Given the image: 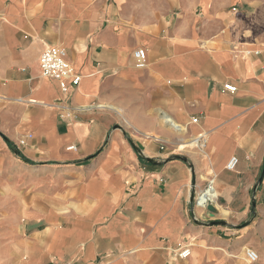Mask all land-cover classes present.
Here are the masks:
<instances>
[{"label": "crops", "instance_id": "crops-1", "mask_svg": "<svg viewBox=\"0 0 264 264\" xmlns=\"http://www.w3.org/2000/svg\"><path fill=\"white\" fill-rule=\"evenodd\" d=\"M227 6L0 0V264H213L246 246L264 264V38L233 34ZM46 47L80 75L67 94L41 75ZM209 182L233 231L197 224Z\"/></svg>", "mask_w": 264, "mask_h": 264}, {"label": "rangeland", "instance_id": "rangeland-1", "mask_svg": "<svg viewBox=\"0 0 264 264\" xmlns=\"http://www.w3.org/2000/svg\"><path fill=\"white\" fill-rule=\"evenodd\" d=\"M224 2H228L227 11L232 16V22L229 29L233 34L235 32L238 33L242 39L246 32L248 33L246 39H253L256 34L262 39L264 38V0H224ZM170 142L172 141L170 140ZM192 147L193 146H189L181 152H190ZM209 214L210 212L206 208L203 211L202 216L198 217L197 224L202 227V230H211L213 234L219 235L220 230L221 232H225V229L228 228L231 229V231L235 229V227L230 228L232 222L226 217L223 220L218 217H211ZM248 220L250 219L248 218L247 221ZM211 222H222L224 225L221 223L211 226ZM216 229L218 230L216 231ZM226 233L228 232L226 231ZM246 248L251 247L246 246L241 248L238 252H233L228 249V252L223 253V260L217 262L216 259H213V264H248L244 259V249ZM192 253L193 251L191 250V255Z\"/></svg>", "mask_w": 264, "mask_h": 264}, {"label": "built area", "instance_id": "built-area-1", "mask_svg": "<svg viewBox=\"0 0 264 264\" xmlns=\"http://www.w3.org/2000/svg\"><path fill=\"white\" fill-rule=\"evenodd\" d=\"M134 57L142 62L144 60V52L142 50H137L134 52ZM39 68L41 75L45 78H49L58 83L59 88L63 94H67L70 88H76L80 83V75L74 70L71 64L67 60L66 51L61 47H46L39 57ZM224 89L230 93L235 92V87L227 84L224 85ZM192 123H197V119L192 118ZM23 144V142H21ZM191 145L194 147L203 146V137L194 138L191 141ZM73 146H70L68 150H74ZM237 165L236 158H231L226 165L228 171L235 169ZM213 188V182H209L206 189ZM204 190V189H203ZM202 191V190H201ZM200 191V192H201ZM199 194V193H198ZM196 195L194 199L195 207L198 205L199 195ZM208 203H202L201 209L205 210ZM190 256L189 248L181 249L177 253V257L184 260ZM244 259L248 264H257L259 262L258 254L251 248L244 249Z\"/></svg>", "mask_w": 264, "mask_h": 264}, {"label": "bare ground", "instance_id": "bare-ground-1", "mask_svg": "<svg viewBox=\"0 0 264 264\" xmlns=\"http://www.w3.org/2000/svg\"><path fill=\"white\" fill-rule=\"evenodd\" d=\"M199 198H198V205H197V209H201L202 203L206 202V203H213L215 197L217 196L215 190H213V188L211 187V189H204L201 192H199Z\"/></svg>", "mask_w": 264, "mask_h": 264}, {"label": "trees", "instance_id": "trees-1", "mask_svg": "<svg viewBox=\"0 0 264 264\" xmlns=\"http://www.w3.org/2000/svg\"><path fill=\"white\" fill-rule=\"evenodd\" d=\"M2 136V135H1ZM3 140L5 141L6 145L8 146V148L17 156L19 157L22 161L26 162V163H29L28 160H26L19 152L18 150L16 149V147L9 141L7 140L4 136H2ZM140 160L142 162H146L145 159L143 158H140ZM264 171V162H263V165H262V168H261V172Z\"/></svg>", "mask_w": 264, "mask_h": 264}, {"label": "water", "instance_id": "water-1", "mask_svg": "<svg viewBox=\"0 0 264 264\" xmlns=\"http://www.w3.org/2000/svg\"><path fill=\"white\" fill-rule=\"evenodd\" d=\"M134 149L138 152V149H136L135 147H134ZM175 159L185 161V159H182L181 157H176ZM146 161L152 163L151 160H146ZM263 175H264V171L261 172V176H260V178H259V180H258V184H261V182H262V178H263ZM193 199H194V195L192 196V202H193ZM206 208H207V210L210 212V216L213 217L214 214H215V209L213 208V206L209 205V206H207ZM221 223H222V222H211L210 225L212 226V225H217V224H221ZM222 224L224 225V223H222Z\"/></svg>", "mask_w": 264, "mask_h": 264}]
</instances>
